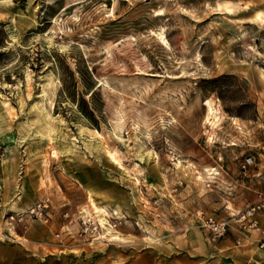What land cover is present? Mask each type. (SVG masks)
Wrapping results in <instances>:
<instances>
[{
    "label": "rangeland",
    "instance_id": "rangeland-1",
    "mask_svg": "<svg viewBox=\"0 0 264 264\" xmlns=\"http://www.w3.org/2000/svg\"><path fill=\"white\" fill-rule=\"evenodd\" d=\"M262 7L0 0V264H220L227 235L212 239L204 219L264 192V79L237 71L264 73ZM37 178L31 197L18 189ZM46 195L51 218H29ZM106 209L121 211L116 241H97Z\"/></svg>",
    "mask_w": 264,
    "mask_h": 264
},
{
    "label": "built area",
    "instance_id": "built-area-1",
    "mask_svg": "<svg viewBox=\"0 0 264 264\" xmlns=\"http://www.w3.org/2000/svg\"><path fill=\"white\" fill-rule=\"evenodd\" d=\"M254 162L252 155H247L242 163V167L247 170ZM52 198L48 195L38 199L26 211L29 218L48 221L51 218ZM264 209V192H258L257 200L247 204L238 211L231 212L226 217H216L214 215L207 216L204 221L208 228V232L212 239H219L230 233H236L234 238L236 245H241L245 237H249L251 232L259 229V213ZM64 216L72 217L69 210L64 211ZM13 217V216H12ZM82 224L86 229L94 230L101 233L100 223L93 221L90 217H82ZM70 224L63 227L69 228ZM61 232H57L56 236H60ZM260 248H264V240H261Z\"/></svg>",
    "mask_w": 264,
    "mask_h": 264
},
{
    "label": "crops",
    "instance_id": "crops-1",
    "mask_svg": "<svg viewBox=\"0 0 264 264\" xmlns=\"http://www.w3.org/2000/svg\"><path fill=\"white\" fill-rule=\"evenodd\" d=\"M257 13V14H256ZM253 14H256L257 17L259 15V18L264 17V7L261 9H256ZM255 15V16H256ZM237 71L240 72L242 75H244L247 78H250L252 80L257 79H264V73L261 68L254 65L253 62H240L237 66ZM4 174V173H3ZM5 175V174H4ZM31 181V180H30ZM40 179L37 178L35 180V184H31V187L29 188L31 192L26 190V196L31 197L32 193L40 188ZM9 182V178H3V184L6 187ZM32 182V181H31ZM37 184V185H36ZM10 186V185H9ZM10 190L14 189L12 187H9ZM28 192V193H27ZM234 212V211H232ZM196 229V230H195ZM187 235L189 239H191L192 242L195 244L205 247L206 242L204 240L203 235L197 228L192 227L187 231ZM236 236V233H230L227 235V237L220 239L216 243V245L219 247L220 254V264H264V248H260L258 245L261 240H264V209L259 213V229L251 232L249 234V237H245L243 239V243L241 245H236L234 242V238ZM25 238L29 241L30 238L25 235ZM20 240L22 238H19ZM23 240V239H22ZM165 245V241L163 243ZM162 244V245H163ZM166 247H172V245L168 244ZM5 247L3 245H0V250H3ZM213 253L211 254L210 259H206L207 261L210 260V263L213 262Z\"/></svg>",
    "mask_w": 264,
    "mask_h": 264
},
{
    "label": "bare ground",
    "instance_id": "bare-ground-1",
    "mask_svg": "<svg viewBox=\"0 0 264 264\" xmlns=\"http://www.w3.org/2000/svg\"><path fill=\"white\" fill-rule=\"evenodd\" d=\"M160 39L162 40V43L164 42V43H166L167 44V41L165 40V39H163V37H161L160 36ZM55 152V151H54ZM111 158L115 161V162H118V163H120V160L115 156V154H111ZM210 173V172H209ZM210 175H212V174H210ZM27 182V181H26ZM26 182H24L23 184H20L19 185V187H18V189L20 190V191H22V192H25L26 191V185H25V183ZM31 184V183H30ZM28 186V185H27ZM30 186V185H29ZM92 189V188H91ZM91 189H89V193L90 194H93V193H97L98 194V192L99 191H95V190H91ZM18 190V191H19ZM28 193V192H27ZM106 197V196H105ZM108 199V198H107ZM106 202V201H105ZM19 209H22V208H17V210H19ZM119 214H121V211L120 210H117V209H106L105 210V214L104 215H100L99 213H98V217H99V219H100V221H101V224L103 225V227H104V230L107 232L106 234H103V235H101V238H99V239H97V241H103V238H105V237H107L108 235H110L109 237H107V239H109V240H118L119 238H117L118 236H120L121 235V232H119L118 230H114V228H113V223L110 221V219H109V217H119L118 215ZM5 217V212L4 211H0V224H2L3 223V221H2V219ZM5 220V219H4ZM1 221H2V223H1ZM9 231H10V233L11 234H13V236H15L16 238L18 237V240L20 241V239L19 238H23V236L22 235H20V234H18L14 229H13V227L12 226H10L9 228ZM104 231V232H105ZM3 236V235H2Z\"/></svg>",
    "mask_w": 264,
    "mask_h": 264
}]
</instances>
